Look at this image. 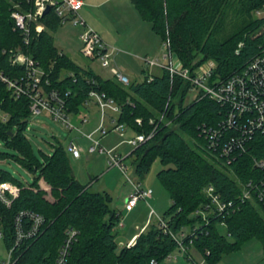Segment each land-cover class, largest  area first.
Wrapping results in <instances>:
<instances>
[{"label": "trees", "instance_id": "1", "mask_svg": "<svg viewBox=\"0 0 264 264\" xmlns=\"http://www.w3.org/2000/svg\"><path fill=\"white\" fill-rule=\"evenodd\" d=\"M131 1L190 75L203 61L212 59L216 67L210 80H225L260 49L263 21L253 16V10L264 0ZM29 7L27 0H0V67L9 76L23 74V67L12 66L8 57L9 50L20 47L43 70L42 90H55L65 100L67 113L86 108L90 91L112 99L119 106L117 123L135 134H152L133 147L129 153L133 155L131 164L134 172L143 176L151 159L159 156L162 165L167 166L157 172V177L168 191L171 204L162 216L164 227L151 223L137 236L135 244L117 250L114 228L121 216L110 206L111 195L105 190H91L90 185L74 178L69 153L61 144L54 146L43 161L33 156L24 135L30 99L14 98L0 82V140L17 151L14 158L22 166L39 171L31 183L23 184L0 170V181H10L20 188L9 206L0 202V239L7 251L13 248L12 264H55L69 228L76 233L62 264H151V260H161L177 245L178 239L171 232H181L186 224L195 230L187 239L209 263L251 237L258 238L264 250V208L256 200L236 199L249 180L258 186L264 181V169L253 166V159L264 156V133H254L231 163L223 165L208 152L203 129L218 128L226 119V107L203 92L187 101L191 81L166 68H160L158 75L145 74L141 80L131 79L123 85L113 77L95 73L91 67L78 65L54 44L52 32L61 22L52 10L39 19L44 29L37 33L31 26L25 42L11 13ZM230 8L246 17L238 29L221 37L224 15ZM226 130L219 143H226L228 135L235 132ZM208 185H213L222 199L234 201L228 213L206 208L204 189ZM197 209H205L207 221L200 219ZM28 211L40 214L43 223L34 235L17 241L16 218ZM196 220L199 225L195 228ZM29 224L27 214H23V228Z\"/></svg>", "mask_w": 264, "mask_h": 264}, {"label": "built area", "instance_id": "2", "mask_svg": "<svg viewBox=\"0 0 264 264\" xmlns=\"http://www.w3.org/2000/svg\"><path fill=\"white\" fill-rule=\"evenodd\" d=\"M27 1L30 5L28 10H13L11 13L15 25L22 30L25 42L28 41L31 26H33L37 33L44 29V25L39 19L46 14L44 13L46 7H49L48 12L52 10L53 14L59 18L61 23L71 21L74 26L82 29L79 34L82 43L80 52L84 57L97 59L101 67L109 70L111 77L115 78L123 85L129 84L130 78L111 64L112 51L116 49L109 46L81 17L79 11L84 5L82 0ZM253 16L263 21V26L261 27L263 35L260 49L241 70L235 72L225 80H220L218 78L210 80L211 74L216 67L214 61L207 62L205 65H198L193 71V75H190L188 68L184 67L181 63L174 64L175 62H169L162 64L156 59L148 57L142 58L148 66L166 68L171 73H177L183 78L190 80L192 87L189 93L193 94V99L197 98L200 92H203V95H207L209 98L219 102L223 107L227 108L226 119L224 122L220 123L218 128L203 129L204 136L208 141V152L221 160V163L225 166L229 165L237 153L241 152L245 144L252 139L254 133H264V3L253 10ZM166 45L168 46L167 43ZM171 53L172 52L168 50V53L164 54V58H170ZM8 57L12 66L23 67V74L17 76L7 75L4 69L0 67V82L5 84L7 89L11 91L12 96L14 98L21 96L29 98L30 114L47 112L53 117L60 118L69 129L76 128L67 119L68 113L65 110V100L55 90H51L48 93L42 90L41 76L43 75V70L34 64L32 57L25 54L20 47L9 50ZM148 75L151 77L152 74L149 73ZM90 102H93L99 108L101 118L99 125L92 132L84 134L90 141L86 151L88 153L105 154L109 166H116L121 173L125 174L128 166L124 161V157H122L120 153L106 150L101 146L99 137H94L97 133L102 136L109 130V127L104 125L106 117L109 118L107 119L110 123H115L113 128L118 130L123 128L122 123L116 122L119 106L112 99L106 97L104 93H98L96 91H90L89 100L85 101V105H89ZM107 110L111 111L113 114L107 113ZM81 121L85 122L86 118L83 116ZM136 121L139 123L140 119L138 118ZM226 129L234 130L235 132L228 135L226 143H219L221 137L227 132ZM151 135V133L148 135H144L143 133L136 134L128 140V143L135 147L145 142ZM66 150L74 158L80 157L81 151H83L82 147L73 141L69 142ZM253 166L264 169V156L253 159ZM127 180L131 185V190L126 195L123 202L124 212L131 211L140 199L147 203L153 193L151 188L142 187L140 182L134 181L131 177H127ZM19 191L20 188L14 183L10 181H0V202L9 206L19 195ZM204 191L208 199L206 208L213 209L218 213H228L229 208L233 205V200L222 199L213 185H208ZM236 199L256 200L260 206L264 208V181L258 186L252 180H249L246 184L241 186L240 194ZM196 213L201 215V220L207 221L205 209H197ZM23 214H27L28 220L30 221L27 229H24L22 226ZM153 220L156 221L155 223L158 224L159 227H164L165 223L163 218L155 216L154 210L150 208L142 231H144L149 224L153 223ZM42 223L43 217L40 214L32 211L21 212L16 218V240L19 241L24 236L30 237L34 235ZM194 231L195 230H191L185 233L182 230L177 234H173L172 232L171 234L175 239H178L177 245L181 249L187 251V245L183 244L184 239H186L188 235L194 233ZM75 233L76 231L74 229H67L66 239L59 248L55 264H62L65 261L68 247ZM138 235L133 236L125 246L135 244ZM189 240L192 243V240ZM12 249L13 248L7 251L6 259L0 260V264L13 263ZM150 263L154 264L156 262L151 260Z\"/></svg>", "mask_w": 264, "mask_h": 264}, {"label": "rangeland", "instance_id": "3", "mask_svg": "<svg viewBox=\"0 0 264 264\" xmlns=\"http://www.w3.org/2000/svg\"><path fill=\"white\" fill-rule=\"evenodd\" d=\"M119 1L121 0H83L84 6L79 11L81 17L91 29L95 30L100 36L102 34L104 35L102 31L105 32V37L102 36V39L109 46L111 45L108 40H114V38L122 42L134 36L137 39V35H135L137 25L133 24L135 20L132 17V11L135 7L131 0H127L131 3L130 7L132 11H130L128 7H124ZM134 11L133 13L135 14ZM245 17L244 13L241 14L233 11L231 8L228 9L224 15V26L221 37L238 29L242 23H244ZM142 23L148 25V29H150L151 26L148 22L142 21ZM81 30L80 27L74 26L71 21L61 23L56 30L52 32L55 46L66 53L78 65L91 67L95 73L105 78L111 77L109 70L101 67L97 59H89L81 54L82 43L79 37ZM150 33L156 38L155 43L158 49L154 55L149 51L147 55L151 58H158L160 62H163V54L168 53L167 45L160 35L153 32ZM150 43L149 41L147 45ZM115 48L119 49V47ZM121 50L129 54L123 52L119 53L118 58L125 65L130 66L131 71L128 69L121 70L129 75L128 77L130 78L134 76L136 80L144 78L146 73L143 72L142 69H145L146 66H142L140 60L135 57L136 55L134 56V51H130L129 49ZM136 53L141 54L138 52ZM176 59L174 64H180L181 62L177 56ZM210 61L213 60L207 59L199 65H205ZM197 67H195V69ZM161 71L162 70L157 66H154L150 70V72L157 75L160 74ZM193 97V94L189 93L187 101L192 100ZM107 113L113 114L109 110H107ZM83 116L86 118L85 122L81 121ZM100 118L101 114L99 108L95 106L93 102H90L89 109L82 108L79 113L67 114L68 121L76 127L73 129H69L60 118L53 117L47 112L30 114L24 135L30 142L33 156L39 161H43L46 156H50L53 147L58 144H61L64 149H67L70 141L80 145L83 149L80 157L74 158L68 154L74 178L82 185H90L91 190L107 191L111 195L110 206L112 208H120L121 204H123V199L131 186L127 177H131L134 181L140 182L142 187L152 189V197L148 199L147 203L140 199L132 213L125 215L121 214L120 221L114 228L117 250H120L131 239L130 237H124V231L131 227L135 230L136 235L143 232L142 228L144 227L147 213L150 208L154 210L155 216L160 218L170 206V195L157 177V172L167 165H162L159 156L156 155L151 159L148 169L143 176L137 175L131 164L133 155L129 156L133 146L128 143V140L136 135L135 132L125 125H123L121 130L115 129L113 128L115 123H110L108 119L105 120L104 125L109 127V130L102 136L97 133L94 137H99L101 146L106 150L120 153L122 157H124L128 169L125 174H123L118 167L109 166L105 154L88 153L86 148L90 141L84 134L92 132L99 125ZM15 130L16 128H14V132ZM0 152L4 153V156H0V170L9 172L11 177L21 183L29 184L32 182L33 178L39 174L38 170L31 171L22 166L14 158V156L17 155V151L8 147L5 142L1 140ZM217 166L221 168L220 165ZM90 179H93L92 183H90ZM190 216L194 218L195 213H192ZM155 222L156 221L153 223ZM193 225L196 228L199 225V221H194ZM182 229L185 233L191 230L190 225L187 224L182 226ZM220 229L224 231L223 226H220ZM190 243L191 241L186 238L183 244L187 245V251L175 245L166 256L154 264H264L263 245L256 237L248 238L238 247L224 252L218 261L214 263H209L205 255L199 251L193 243ZM6 257L7 250L0 239V260L6 259Z\"/></svg>", "mask_w": 264, "mask_h": 264}, {"label": "crops", "instance_id": "4", "mask_svg": "<svg viewBox=\"0 0 264 264\" xmlns=\"http://www.w3.org/2000/svg\"><path fill=\"white\" fill-rule=\"evenodd\" d=\"M83 1V0H82ZM124 7L126 6V7H128V9H130V11H132V9H131V3L130 2H128L127 0H121V1H119ZM132 2V1H131ZM84 3V2H83ZM84 6V5H83ZM134 10H136L135 8L133 9V11ZM133 11H132V17L134 18V20L135 21H133V24H135V25H137V29H135V30H137L136 31V33H135V35H137V39L135 38V36L134 37H132V38H128V39H126V40H124L123 42L122 41H120V40H118V39H116V38H114V40H108L109 41V43H110V45H111V47H113V48H115V47H119V49H116V50H113L112 51V62H111V64H112V66H115L116 68H118L120 71H122L121 69H128L129 71H131V68H130V66H128V65H125L123 62H121L120 60H119V58H118V54L119 53H128V52H124V51H122L121 49H129L130 51H134V56L135 57H137L139 60H140V62H141V64H142V66H146V68L145 69H142V71L143 70H145L146 72V74H153L152 72H150V70H151V68H153L154 66H148L143 60H142V58L143 57H148V58H151L150 56H148L147 55V53H152V55H154L156 52H157V47L158 46H156V43H155V40H156V38H154L153 37V35L150 33V32H153L154 33V31L152 30V28L150 27V29H148L149 27H148V25H144L143 23H142V21H144V22H148V21H145V20H143V19H141V17H140V15L138 14V12L137 11H134L135 12V14H137V15H135L134 13H133ZM137 12V13H136ZM149 24H150V22H148ZM150 26H151V24H150ZM149 30V31H148ZM102 33H104V35L102 34L101 35V38H102V36L103 37H105V32L104 31H102ZM147 40H148V42L150 41L151 43L149 44V45H147ZM138 48H140V49H138ZM167 48H168V46H167ZM169 50V49H168ZM149 51V52H148ZM162 51V50H161ZM136 52H138V53H141V54H137ZM129 54V53H128ZM166 54V53H165ZM172 54H173V56H172ZM163 57H164V54H163ZM151 59H156L159 63H162V64H166V63H169V62H174L175 60H177L176 59V55L174 54V53H171V55H170V58H168V60H167V58H162V60H163V62H160V60L158 59V58H151ZM158 67V66H157ZM160 68V67H159ZM123 72V71H122ZM124 73V72H123ZM124 74H126V73H124ZM127 75V74H126ZM127 76H129V75H127ZM135 77V76H134ZM130 78V80L131 79H135V78ZM95 105V104H94ZM96 106V105H95ZM87 109H89L90 108V104L89 105H87V107H86ZM107 118L108 117H106L105 118V120H107ZM109 119V118H108ZM105 120H104V122H105ZM92 181L93 180H90V183H92ZM131 190V186H130V189L128 190V192L126 193V195L129 193V191ZM126 195H125V197H126ZM125 197H124V199H125ZM124 199H123V202H124ZM136 206V205H135ZM135 206H134V208H135ZM134 208L131 210V211H129V212H124L123 211V204H121V207L120 208H115L118 212H120V216H121V214H130V213H132L133 211H134ZM154 222V221H153ZM136 234H135V230L134 229H132L131 227H130V229H128V230H126V231H124V237H130V238H132L133 236H135ZM129 238V239H130Z\"/></svg>", "mask_w": 264, "mask_h": 264}, {"label": "water", "instance_id": "5", "mask_svg": "<svg viewBox=\"0 0 264 264\" xmlns=\"http://www.w3.org/2000/svg\"><path fill=\"white\" fill-rule=\"evenodd\" d=\"M49 11V7H46L44 13H47Z\"/></svg>", "mask_w": 264, "mask_h": 264}]
</instances>
